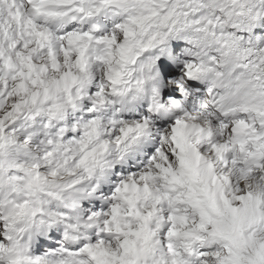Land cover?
Wrapping results in <instances>:
<instances>
[{
	"label": "clouds",
	"instance_id": "obj_1",
	"mask_svg": "<svg viewBox=\"0 0 264 264\" xmlns=\"http://www.w3.org/2000/svg\"><path fill=\"white\" fill-rule=\"evenodd\" d=\"M0 264H264V0H0Z\"/></svg>",
	"mask_w": 264,
	"mask_h": 264
}]
</instances>
